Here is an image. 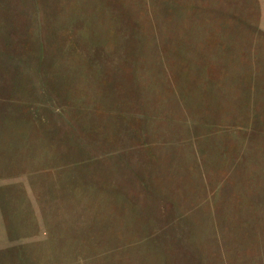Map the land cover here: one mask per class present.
I'll return each instance as SVG.
<instances>
[{
	"label": "rangeland",
	"instance_id": "374dc122",
	"mask_svg": "<svg viewBox=\"0 0 264 264\" xmlns=\"http://www.w3.org/2000/svg\"><path fill=\"white\" fill-rule=\"evenodd\" d=\"M0 264H264V0H0Z\"/></svg>",
	"mask_w": 264,
	"mask_h": 264
}]
</instances>
